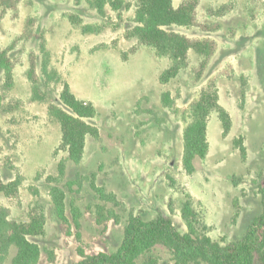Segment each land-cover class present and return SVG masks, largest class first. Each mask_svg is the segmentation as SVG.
Instances as JSON below:
<instances>
[{
  "label": "rangeland",
  "instance_id": "obj_1",
  "mask_svg": "<svg viewBox=\"0 0 264 264\" xmlns=\"http://www.w3.org/2000/svg\"><path fill=\"white\" fill-rule=\"evenodd\" d=\"M7 2L19 13L8 11L0 21V50L8 48L15 63L9 90L0 68V179L21 183L16 195L0 192V208L17 221L44 217L43 231L32 237L40 249L37 264H74L81 250L115 252L132 215L145 220L169 215L186 232L185 205L196 229L215 240L228 243L245 234L262 209L264 0H201L200 25L175 29L214 40L215 53L200 72L202 58L191 52L188 68L167 84L160 76L169 60L126 36L134 0H125L121 16L111 6L101 14L87 0H0V14ZM41 35L51 67L78 99L96 109L89 120L96 134L87 136L77 164L66 151L56 153L61 126L50 116L48 102L33 96L29 55ZM213 80L231 126L225 131L212 113L209 152L189 172L183 164L187 109ZM166 91L176 110L164 104ZM55 188L64 219L57 215ZM151 255L158 264H174L161 245ZM12 256L4 264H11Z\"/></svg>",
  "mask_w": 264,
  "mask_h": 264
},
{
  "label": "trees",
  "instance_id": "obj_2",
  "mask_svg": "<svg viewBox=\"0 0 264 264\" xmlns=\"http://www.w3.org/2000/svg\"><path fill=\"white\" fill-rule=\"evenodd\" d=\"M200 1L178 0L176 3V0H134L133 24L128 28L126 36L136 39L139 46L150 47L157 57L169 60L168 67L160 76L163 84L177 78L188 68L191 52H196L202 58L198 70L200 72L208 66L215 53L214 40L193 39L175 29L200 25L197 16ZM87 2L101 14H105L106 8L111 6L114 10H119L121 16L122 10L128 7L125 0ZM13 10L15 15L19 13L15 3L7 2L6 9L0 14V21L8 11ZM29 60L28 78L33 86L34 99L48 102L50 116L61 126V143L56 153L64 150L68 160L80 163L87 136L96 134L89 121L95 117L96 109L93 104L78 99L69 83L51 67L50 52L44 35L40 36L38 49L30 53ZM0 68L5 74V88H13L15 63L8 48L0 50ZM163 102L176 110L170 92L163 94ZM213 112L218 114L227 131L231 126V117L219 101L215 80L202 89L187 109L183 164L189 172L195 169V162L204 159L209 152L208 127ZM244 150L242 146L241 152L244 153ZM63 167L64 161L61 160L60 169ZM20 183L19 179L7 183L0 179V192L8 196L16 195ZM258 187L262 199L261 212L252 219L247 231L238 240L223 243L199 232L192 220V209L185 205L183 216L188 227L186 232L180 231L169 215L161 214L152 220L132 215L125 228L122 244L115 252L87 254L81 250V259L74 264H137L140 257H147L143 264H158L151 255L158 245L170 252L174 264H264V177ZM54 191L57 215L64 219L63 198L57 195V188ZM43 227L42 216L33 215L27 222L17 221L10 217L7 209L0 208V264L5 263L11 252V264H37L40 249L32 237L41 233Z\"/></svg>",
  "mask_w": 264,
  "mask_h": 264
},
{
  "label": "crops",
  "instance_id": "obj_3",
  "mask_svg": "<svg viewBox=\"0 0 264 264\" xmlns=\"http://www.w3.org/2000/svg\"><path fill=\"white\" fill-rule=\"evenodd\" d=\"M210 122V121H209ZM208 130H209V127H208Z\"/></svg>",
  "mask_w": 264,
  "mask_h": 264
}]
</instances>
